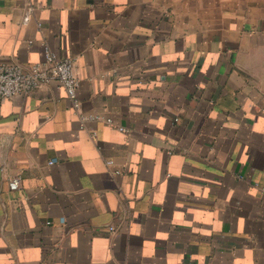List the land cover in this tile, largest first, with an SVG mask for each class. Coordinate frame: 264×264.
I'll return each instance as SVG.
<instances>
[{
    "label": "crops",
    "instance_id": "crops-1",
    "mask_svg": "<svg viewBox=\"0 0 264 264\" xmlns=\"http://www.w3.org/2000/svg\"><path fill=\"white\" fill-rule=\"evenodd\" d=\"M45 46L76 96L0 98V264H264V0H0V62Z\"/></svg>",
    "mask_w": 264,
    "mask_h": 264
},
{
    "label": "built area",
    "instance_id": "built-area-1",
    "mask_svg": "<svg viewBox=\"0 0 264 264\" xmlns=\"http://www.w3.org/2000/svg\"><path fill=\"white\" fill-rule=\"evenodd\" d=\"M30 8L26 10L24 18H28ZM44 58L25 69L20 64L0 62V98H7L27 93L42 83L53 82L65 94L75 99L78 78L74 73L72 57H59L46 46ZM111 121L110 117L106 118ZM19 177L13 176L8 181L10 189H17Z\"/></svg>",
    "mask_w": 264,
    "mask_h": 264
}]
</instances>
